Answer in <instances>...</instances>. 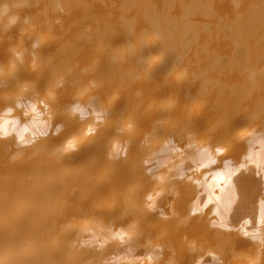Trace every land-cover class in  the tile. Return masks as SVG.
Instances as JSON below:
<instances>
[{
  "label": "bare ground",
  "instance_id": "bare-ground-1",
  "mask_svg": "<svg viewBox=\"0 0 264 264\" xmlns=\"http://www.w3.org/2000/svg\"><path fill=\"white\" fill-rule=\"evenodd\" d=\"M0 264H264V0H0Z\"/></svg>",
  "mask_w": 264,
  "mask_h": 264
}]
</instances>
